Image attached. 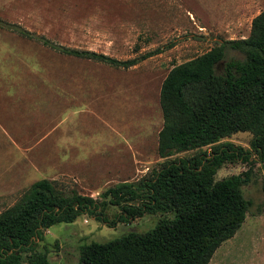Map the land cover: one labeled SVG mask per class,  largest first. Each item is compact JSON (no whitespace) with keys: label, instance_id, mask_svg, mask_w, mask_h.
<instances>
[{"label":"rangeland","instance_id":"374dc122","mask_svg":"<svg viewBox=\"0 0 264 264\" xmlns=\"http://www.w3.org/2000/svg\"><path fill=\"white\" fill-rule=\"evenodd\" d=\"M263 11L264 0H0L3 24L57 45L122 61L158 53L116 68L65 56L0 26V215L42 180L100 199L109 188L150 177L166 162L159 155L161 90L171 69L223 41L248 38ZM231 60L245 56L227 49L225 62ZM223 70L224 64L217 72ZM252 139L241 132L221 144L250 151ZM250 170L243 187L252 204L247 219L208 264H264V164L225 163L215 180ZM118 213L111 208L108 219ZM165 217L174 215L147 214L109 227L81 216L47 230L37 250L46 247L51 264H83L82 246L146 233Z\"/></svg>","mask_w":264,"mask_h":264},{"label":"trees","instance_id":"16d2710c","mask_svg":"<svg viewBox=\"0 0 264 264\" xmlns=\"http://www.w3.org/2000/svg\"><path fill=\"white\" fill-rule=\"evenodd\" d=\"M65 56L129 69L158 53L139 59L110 56L57 45L20 26L3 24ZM246 39L223 41L208 53L171 69L161 90L165 128L159 155L166 162L137 184L122 183L100 199L76 190L60 192L48 180L0 215V264H51L49 252L37 250L45 232L72 224L81 216L109 227L128 224L147 214H173L146 232H131L106 243L81 247L83 264H208L221 245L242 228L251 208L243 187L252 171L216 181L225 163L264 164V11ZM245 60L225 62L226 50ZM224 64V70L217 72ZM241 132L253 135L245 151L222 140ZM211 148V152H204ZM197 151L193 157L182 156ZM257 159H254V154ZM173 158V159H172ZM118 208L113 220L108 211ZM10 252H13L10 254Z\"/></svg>","mask_w":264,"mask_h":264},{"label":"water","instance_id":"95a60500","mask_svg":"<svg viewBox=\"0 0 264 264\" xmlns=\"http://www.w3.org/2000/svg\"><path fill=\"white\" fill-rule=\"evenodd\" d=\"M13 252H10V254H12Z\"/></svg>","mask_w":264,"mask_h":264}]
</instances>
